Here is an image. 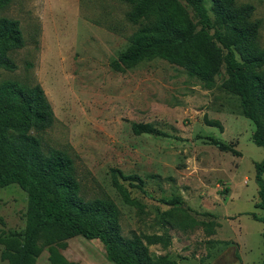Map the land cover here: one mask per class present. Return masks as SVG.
<instances>
[{
	"label": "rangeland",
	"instance_id": "1",
	"mask_svg": "<svg viewBox=\"0 0 264 264\" xmlns=\"http://www.w3.org/2000/svg\"><path fill=\"white\" fill-rule=\"evenodd\" d=\"M255 6L264 47V0H236ZM209 7L210 0H205ZM121 0H10L0 16L19 21L24 45L9 52L15 68H0V80L38 83L51 104L54 121L37 133L44 147L67 151L74 160L86 198L110 196L121 211L123 235L166 234L169 245L149 246L190 264H258L264 261V223L255 163L264 147L252 141L254 123L238 97L221 86L224 68L206 87L182 67L154 57L116 70L111 61L128 45L136 28ZM218 121V126L209 125ZM148 123L160 134L132 130ZM214 135L239 154L208 143ZM143 210L126 204L112 183V172ZM136 174L142 180L123 176ZM180 197L174 206L161 201ZM27 195L17 184L0 187V236L25 227ZM187 224L180 227L178 222ZM181 222V223H182ZM205 222H212L208 233ZM4 245L0 243V264ZM99 239L67 240V258L78 264H109ZM41 252L37 264H46ZM49 264V262H48ZM110 264H113L110 262Z\"/></svg>",
	"mask_w": 264,
	"mask_h": 264
},
{
	"label": "trees",
	"instance_id": "2",
	"mask_svg": "<svg viewBox=\"0 0 264 264\" xmlns=\"http://www.w3.org/2000/svg\"><path fill=\"white\" fill-rule=\"evenodd\" d=\"M121 1L128 4L126 17L136 28L111 66L124 70L158 57L182 67L206 87L214 84L224 68L222 88L238 97L242 114L255 125L252 141L264 147V47L258 40L261 20L253 18L255 6L236 0H210L209 7L205 0ZM9 2L0 0V10ZM23 45L19 21L0 16V68L13 70L9 52ZM53 121L51 104L40 84L0 80V187L14 183L27 195L24 229L0 236L4 245L1 257L6 264H37L44 249L50 264H77L62 253L67 240L76 235L99 239L106 258L114 264H183L167 252L150 251L153 244L168 247L166 234L123 235L121 211L110 196L86 199L81 194L73 157L63 149L44 147L37 135ZM207 122L221 128L218 121ZM132 130L136 134L161 133L140 122L132 123ZM204 138L221 151L239 154L219 137ZM254 167L259 197L255 207L262 214H251L264 223V157ZM123 178L137 181L133 186L142 189L138 175ZM112 183L126 204L143 210L114 170ZM161 201L172 206L181 202L179 196ZM181 222L180 227L189 224ZM204 224L212 233L214 223ZM262 238L264 244V230Z\"/></svg>",
	"mask_w": 264,
	"mask_h": 264
},
{
	"label": "crops",
	"instance_id": "3",
	"mask_svg": "<svg viewBox=\"0 0 264 264\" xmlns=\"http://www.w3.org/2000/svg\"><path fill=\"white\" fill-rule=\"evenodd\" d=\"M104 247V246H103ZM66 250H67V247L65 248V249H63L62 250V253L65 255V252H66ZM44 251H46V253H47V255H48V252H47V250L46 249H44L43 250V253H44ZM158 254H162V253H158ZM66 256V255H65ZM66 258H67V256H66ZM103 258H104V260L108 263V259L106 258V255H105V250H104V253H103ZM69 259V258H68ZM108 261H107V260ZM48 260V259H47ZM69 260H71V259H69ZM176 261H178V262H181V263H183V264H190V261H191V259L189 258V257H187L186 255H183V256H181V257H179L178 259H175ZM72 261H74V260H72ZM78 261V260H77ZM77 261H75L77 264H78V262ZM49 262V261H48ZM48 262L46 263V264H48ZM111 262V261H110ZM110 262H109V264H110ZM207 262H208V260H204L202 263H199V264H207ZM111 263H113V262H111ZM50 264V263H49ZM114 264V263H113Z\"/></svg>",
	"mask_w": 264,
	"mask_h": 264
}]
</instances>
